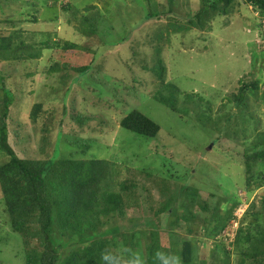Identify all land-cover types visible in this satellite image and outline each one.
I'll return each instance as SVG.
<instances>
[{"label":"rangeland","instance_id":"374dc122","mask_svg":"<svg viewBox=\"0 0 264 264\" xmlns=\"http://www.w3.org/2000/svg\"><path fill=\"white\" fill-rule=\"evenodd\" d=\"M34 1L41 7L35 15L37 22L19 23L21 17L13 14L12 20L25 30L21 38L25 44L37 45L44 39L38 33L43 32L51 34L47 40L54 48L43 49L33 59L0 62L1 74L14 94L7 122L15 154L42 161L54 155L56 148L59 159L111 162L117 181H133L148 189L139 188L138 200L125 209L121 217L124 226L130 228L131 224L153 219L152 226L157 223L161 232L159 243L166 246L165 231L173 225V246L180 248L181 239H185L196 248L191 264H212L224 256L221 251L227 252L231 264H239L240 245L236 247L232 238L252 201H256L253 211L257 215L250 212L243 225L252 222L264 230V210L259 203L264 187L249 193L232 182L240 176L242 148L252 147L256 132H264V44L259 50L260 33L255 26L258 11L243 0H234L225 15H214L199 29L189 17L204 0ZM66 4L70 5L68 11H63ZM90 6V11L85 9ZM10 11L15 8L6 9ZM162 11L166 15L157 19L146 16ZM97 14L102 17L98 37L66 50L67 41L75 42L84 33L82 17ZM5 25L0 23V30H11L10 24ZM121 38L127 41L116 46V42L111 43ZM96 47L101 53L94 52L93 67L78 73L76 68L90 60ZM55 65L58 68L49 71ZM31 72L35 75L26 77L25 73ZM157 74H161L162 83ZM253 80H257L258 89L248 91L247 107L236 111L225 96L236 95L242 83ZM159 84L162 95H167L172 85L176 87L170 106L154 98ZM207 107L211 118L198 121L199 110L206 111ZM131 111L156 122L159 132L148 138L120 127L121 119ZM250 115L257 129L254 132L251 124L245 137L240 129ZM230 125L232 130L227 129ZM6 160L0 150V164ZM259 170L264 171V167L254 168ZM180 186L198 191L205 210L195 207L196 217L188 225L182 218H171L165 226L164 216L158 223L154 211L166 202L171 190ZM230 199L237 204L233 217L220 233L208 237L205 230L213 226V217L231 208ZM182 212L183 208L177 207L176 215ZM116 222L106 221L103 229ZM253 226L251 237L260 238ZM146 236L140 237L142 248L149 241ZM247 246L253 253L263 252L255 240ZM22 254L19 237L10 230L0 201V264H22ZM166 264H178L174 253H169Z\"/></svg>","mask_w":264,"mask_h":264},{"label":"trees","instance_id":"16d2710c","mask_svg":"<svg viewBox=\"0 0 264 264\" xmlns=\"http://www.w3.org/2000/svg\"><path fill=\"white\" fill-rule=\"evenodd\" d=\"M171 1L169 0V2ZM233 1L204 0L198 9L191 13L189 19L196 22L194 25L199 29L203 28L201 23L210 22L214 15H225L228 12L227 7ZM243 1L256 9L260 16L259 22L257 21L255 25L260 33L258 43L260 50L261 45L264 44V0ZM66 5L62 6L63 11H68L70 5ZM12 8H15V11L6 12V9ZM40 8L34 0H0V23H5L4 27L9 24L11 26L9 31L0 30V62L33 59L38 54L40 55L43 49L54 48L48 44L51 34L45 35L43 32L38 33L44 39H39L37 45L25 44L21 39L25 30L12 20V16L18 15L21 17L18 18L19 23L37 22L35 15L39 13ZM85 9L90 11L92 6L85 7ZM209 12L212 14L209 15ZM163 14L166 15V12L162 11L146 16L150 18L153 16L157 19ZM205 16L206 18H204ZM99 20L101 21L102 17L98 14L96 17H82L81 22L86 26L83 30L84 33L82 32L83 35L77 38L75 42L67 41L64 44L65 49L70 51L78 47V42L87 41L92 36L98 37L97 25ZM192 27L194 26L192 25ZM125 41H127L126 38H121L111 41V43L116 42L113 43L116 46ZM104 50L102 49V52ZM85 51H89L88 48ZM97 51H99V47L91 50L93 52L92 57L86 64L76 68L78 73L82 74L93 67L96 53H101ZM94 52L96 53L94 54ZM57 68L55 65L49 71ZM159 72L161 71L159 70ZM25 75L32 77L35 73L31 72L28 75L25 73ZM157 76L162 83L161 74H157ZM5 79L6 76L2 75L0 71L2 95V102L0 103V150L3 155L7 156V160L0 164V201L4 204L9 217L10 230L19 237L23 252L22 264H123V260L126 264H166L170 252L175 254L178 264H191L192 256H194L193 251L196 248L190 243L192 241L185 239H181L180 248L174 247L175 239L171 237L173 225L168 226L169 228L165 231L169 243L163 246L159 243L161 232L158 224L155 223L156 226H152L153 219H145L144 222L137 225L131 224L130 228L121 223L125 209L138 200V195L141 194L137 192L138 189L145 191L147 188L138 187L133 181H129V183L123 180L117 181V173H113L111 162L97 158L59 159L56 158L58 153L56 148L54 155L42 161L18 157L9 143L10 128L7 118L14 100V94L12 89L7 86L9 83ZM161 85L159 84V88H155L154 98L170 106L172 99L176 97L175 91L177 89L171 84L173 89L169 90L167 95H162ZM257 89V80L242 83L236 95H227L224 99L233 103L236 111H242V107H247V92H253ZM169 98L170 100H168ZM36 107L37 105L34 106L35 109ZM206 109V111L199 110V113L197 112L199 114L198 121L205 122L211 118V111L208 107ZM34 111L32 110L31 114L34 115ZM252 119L251 115L245 119L244 127L240 129L245 137H248L246 131L250 129L251 124L254 132H256L257 127L251 122ZM119 124L120 127L135 135L148 138L154 137L160 130L156 122L138 111L129 112ZM228 128L233 129L231 125L227 126ZM256 135V138L251 141L252 147L242 148L243 163L242 166L240 165L241 170H238L240 176L237 180L232 181L237 188L249 193L254 189L264 187V171H254L256 166L264 167V132H256ZM170 192L166 202L154 211L158 223L164 216L165 226L171 218L175 220L182 218L184 223L188 225L196 217L195 207L200 210L206 208L205 205H201V197L195 189L187 190L186 186H180ZM229 202L231 208L225 211L224 215L218 214L212 218L213 226L209 225L205 230L208 237H214L220 233L227 221L233 217L232 209L237 204L232 199ZM259 203L264 210V195L260 197ZM177 207L183 208L182 214L176 215ZM256 207V201H252L247 206L244 216L239 219V226L235 231L234 238H232L236 247L240 245L241 258L239 264H263L260 259L264 260L262 255L264 253V230H260L259 226L252 222L243 225L250 212L257 215L253 211ZM108 220H117V222L115 225L110 224V228L103 229ZM252 226L255 232L260 234V238L251 237ZM128 230L129 234H127ZM145 236L149 241L142 248L140 237ZM252 240L258 243V249L263 250V252L256 250L253 253L254 250L251 246H247V243ZM216 248L218 249L219 246ZM221 252L224 256L221 259L215 258L211 263L231 264L228 257L225 256L227 252ZM250 258L253 259L249 260Z\"/></svg>","mask_w":264,"mask_h":264},{"label":"built area","instance_id":"2783aa9c","mask_svg":"<svg viewBox=\"0 0 264 264\" xmlns=\"http://www.w3.org/2000/svg\"><path fill=\"white\" fill-rule=\"evenodd\" d=\"M263 25H264V22H263ZM264 27V26H263Z\"/></svg>","mask_w":264,"mask_h":264}]
</instances>
